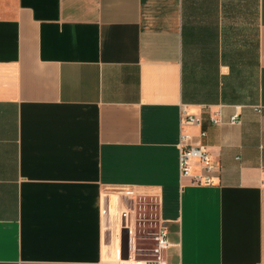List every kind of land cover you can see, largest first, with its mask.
Listing matches in <instances>:
<instances>
[{
    "label": "crops",
    "instance_id": "0c3cea01",
    "mask_svg": "<svg viewBox=\"0 0 264 264\" xmlns=\"http://www.w3.org/2000/svg\"><path fill=\"white\" fill-rule=\"evenodd\" d=\"M183 105L216 184L181 176ZM116 188L156 201L166 264H264V0H0V264H150Z\"/></svg>",
    "mask_w": 264,
    "mask_h": 264
},
{
    "label": "built area",
    "instance_id": "2783aa9c",
    "mask_svg": "<svg viewBox=\"0 0 264 264\" xmlns=\"http://www.w3.org/2000/svg\"><path fill=\"white\" fill-rule=\"evenodd\" d=\"M214 122H219L218 118L212 117ZM233 123L239 121L237 116H234L231 120ZM203 118L199 115L192 113L187 105L182 107V134L179 143L180 149V172L182 177H190L192 182L198 185H213L216 184V177L220 171V163L214 158L208 146L203 140L198 139L194 141V136L189 132V127L198 125L201 126ZM206 131L202 130L199 137L203 138L206 135ZM141 205H145L140 217L136 219L140 225H146L148 218L146 217L147 206L149 205L150 213L155 214V218L152 221H156L153 229L141 234L147 236L149 240L153 242L150 248H144L138 246L139 239H137L134 233L132 221L125 218V229L128 234V258H123V262H135L150 264H166L167 263V251L171 245L168 237L167 228L160 223V219L157 212L156 201L153 199H147L145 195L140 197ZM139 238H144L143 236Z\"/></svg>",
    "mask_w": 264,
    "mask_h": 264
},
{
    "label": "rangeland",
    "instance_id": "374dc122",
    "mask_svg": "<svg viewBox=\"0 0 264 264\" xmlns=\"http://www.w3.org/2000/svg\"><path fill=\"white\" fill-rule=\"evenodd\" d=\"M108 195H113L116 197V199H113V201H110V207H112L111 217L114 220L113 222L116 223L118 226L122 227L123 219L125 220V214L126 219L130 218V220L133 223V228L135 237L139 239L138 246L144 247V248H150L153 244L151 240L146 238L147 236H143L141 234H144L145 232L153 229L156 225V221H152L155 218V214L150 213L151 208L148 205L147 206V213L146 217L148 218L147 224L140 225L139 222L136 221L140 217V213L142 212L145 205H141L140 203V197L141 195H144L143 193H140L134 189L129 188H116V189H109ZM133 197V199H132ZM113 223V224H114ZM120 237H121V232ZM143 236L144 238H139V236Z\"/></svg>",
    "mask_w": 264,
    "mask_h": 264
},
{
    "label": "water",
    "instance_id": "95a60500",
    "mask_svg": "<svg viewBox=\"0 0 264 264\" xmlns=\"http://www.w3.org/2000/svg\"><path fill=\"white\" fill-rule=\"evenodd\" d=\"M128 234H127V229H124L123 234H122V248L124 249V258H128Z\"/></svg>",
    "mask_w": 264,
    "mask_h": 264
}]
</instances>
